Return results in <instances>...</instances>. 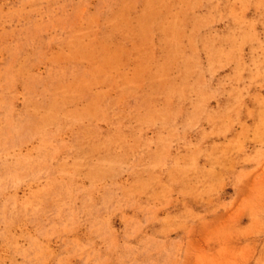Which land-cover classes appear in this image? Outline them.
<instances>
[{
	"label": "rangeland",
	"instance_id": "obj_1",
	"mask_svg": "<svg viewBox=\"0 0 264 264\" xmlns=\"http://www.w3.org/2000/svg\"><path fill=\"white\" fill-rule=\"evenodd\" d=\"M0 264H264V0H0Z\"/></svg>",
	"mask_w": 264,
	"mask_h": 264
}]
</instances>
